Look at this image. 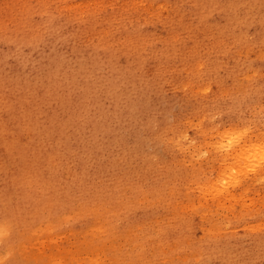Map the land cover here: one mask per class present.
<instances>
[{"label":"rangeland","instance_id":"374dc122","mask_svg":"<svg viewBox=\"0 0 264 264\" xmlns=\"http://www.w3.org/2000/svg\"><path fill=\"white\" fill-rule=\"evenodd\" d=\"M208 2L0 0V193L8 207L30 198L25 229L63 216L41 256L87 245L90 214L117 235L78 264L264 255V165L212 152L221 131L264 154V44Z\"/></svg>","mask_w":264,"mask_h":264},{"label":"bare ground","instance_id":"6f19581e","mask_svg":"<svg viewBox=\"0 0 264 264\" xmlns=\"http://www.w3.org/2000/svg\"><path fill=\"white\" fill-rule=\"evenodd\" d=\"M212 1L213 0H209V2L206 5H208L210 7H216L215 9L219 12L224 11L227 14V16H222V17L225 19L231 18V19L235 20L236 23L238 24V26L242 29V32L244 34L247 35L250 32L254 33L255 38L253 39L252 45L253 44L254 45L264 44V0H214V4L212 3ZM215 14L217 15L216 12H215ZM113 108H114V106H113ZM252 108H254V105L252 106ZM263 108H264V106H263ZM263 108H261V109H263ZM249 110L251 111L252 109L249 108ZM112 112H115V111L112 110L111 113ZM257 112H258V110H257ZM263 112H264V109H263ZM249 114H251V113L249 112ZM261 114H262L261 116H263V113H261ZM255 124H257V123H255ZM258 128H260V127L258 126ZM262 133L261 132L257 133V134L255 133V136L257 135V137L255 138L256 139L255 142L259 143V140H261V143H263L262 140L264 139V133L263 134ZM218 135H219V137L222 136L223 139H222V141L220 140L221 142L218 140H215L218 142L213 143L212 152H214L215 160H218V159L233 160L234 164L241 165L243 163L244 165H246V167H249L250 169H252V171H254V170L257 171L256 170L257 167L262 168V166L264 165L263 147L261 148V147H258L257 144H253L250 141V139H253L252 137L249 139H246L242 145L236 147V144L234 143L236 141L235 137L230 136L228 139L229 144H225L224 143V133H221V131H219ZM153 136H156V135H153ZM249 148H250V152H249ZM175 149L178 152H183L185 148L181 149L179 147H175ZM255 158H258V159H256L258 161L257 163L254 161ZM262 171H264V169ZM108 188H106V190ZM116 188H117V186H116ZM113 191H115V190H113ZM123 193H125V192H123ZM116 194L118 195L119 193L116 192ZM125 194L129 195L128 193H125ZM115 197L120 198L119 195H118V197L117 196H115ZM125 197H127V196L125 195ZM96 198L97 197L95 196V199ZM123 198H124V196H123ZM109 200H111V199H109ZM30 201L31 200L29 198L27 201H24L21 203L23 206H19L17 208L8 207L5 205L7 202H6L4 194L0 193V235L5 234L6 232H7V234H10L8 236V245L10 246V249H11L10 250L11 258L8 257V259H7V258H5V255L7 254L4 252L5 248L0 247V264H22L23 262L20 261L19 258L17 257L18 252H20V251H23V252L28 251L31 264H44V262L46 260H49L50 264H78L77 261H79V260L81 261L84 258L89 256V254H87L88 252H90L93 255L92 259H95L96 255L98 254L99 245L103 242L104 247H105L106 246L105 243L106 242H112L113 239L117 235V233H116L117 231L111 232L109 229L105 228L101 223L96 222V220L98 219L97 214H90V212H86V213H83V215L89 216V214H90L91 219H89V220H91V222H92L91 225L93 226V231L90 232V230L85 229L82 231V233L89 234L88 232H90V234H94V236L88 240L87 245H85L84 247H82V249L78 250L75 253H69V255L66 257V259L61 258V256H55V257L41 256L35 250L37 242L40 240V238H42L43 234H47V235L51 236L56 232L55 230H62L61 229V227H62L61 219L63 218V216H61V217H59V219H57L58 222H56V220H54L50 223L45 222V227L43 229H41V227H38V226L29 227V224H27L29 228L25 229V227H23L25 225L24 224L25 218L28 214H30L32 212V211L30 212V209L32 208L31 207L32 203H30ZM96 201H99V200H96ZM118 201H119V199H118ZM83 202H84V200H83ZM85 202L88 203L87 201H85ZM79 203H80V200H79ZM86 203H85V207H86ZM90 203H92V202H90ZM93 203H95V202H93ZM97 203H99V202H97ZM103 203H105V202H103ZM106 203H108V200ZM122 203H123V201L121 200V202L118 205H120ZM124 204H125V202H124ZM91 206H93V205H91ZM70 207H71V204H70ZM103 207H104V205H103ZM116 207H118V206H116ZM133 207H134V205H133ZM135 207H136V205H135ZM86 208H88V207H86ZM119 208H120V206H119ZM119 208H117V209H119ZM101 209H102V207H101ZM33 211H34V209H33ZM176 212H177V209H176ZM38 213H39V211H38ZM112 215H114V214H111V216ZM38 217H39V215H38ZM110 219H111V217H110ZM84 222H83V224H84ZM30 225H33V223ZM15 228H18V229L20 228V230H23V233H21V231H20L19 232L20 234L18 233L16 235L14 233ZM90 228H92V227H90ZM78 229L79 228H77V230ZM77 230L74 229L71 233H74V235H75V233H77ZM84 238H86V237H84ZM50 239H52V238H50ZM21 240L24 241L22 245L19 244V241H21ZM21 246L23 247V249L20 248ZM254 261H256V264H264V255H261L259 257H255L253 254H251V253H249V251H247V252L238 256L236 263L234 261H229V262H226L224 264H250ZM217 264H222V263H217Z\"/></svg>","mask_w":264,"mask_h":264}]
</instances>
